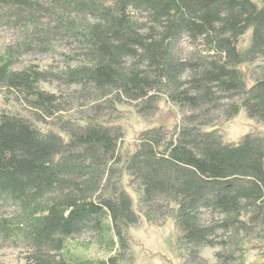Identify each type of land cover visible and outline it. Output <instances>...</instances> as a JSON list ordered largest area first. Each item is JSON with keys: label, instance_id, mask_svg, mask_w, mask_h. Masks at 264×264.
<instances>
[{"label": "trees", "instance_id": "obj_1", "mask_svg": "<svg viewBox=\"0 0 264 264\" xmlns=\"http://www.w3.org/2000/svg\"><path fill=\"white\" fill-rule=\"evenodd\" d=\"M1 20L18 33L0 49V88L28 113L0 109V205L16 209L0 219V243L24 244L25 264H126L139 216L124 175L144 216H173L189 263L220 247L214 264H245L244 245L264 238V135L225 143L220 124L243 110L264 125V0H0ZM54 37L74 46L60 73L16 68ZM51 77L77 87L68 99L90 106L85 120L67 118L63 99L39 87ZM160 98L176 108V130H143L121 158L122 128L94 116L128 103L150 120ZM49 119L59 134L39 132ZM85 232L115 255L72 253L68 243Z\"/></svg>", "mask_w": 264, "mask_h": 264}, {"label": "rangeland", "instance_id": "obj_2", "mask_svg": "<svg viewBox=\"0 0 264 264\" xmlns=\"http://www.w3.org/2000/svg\"><path fill=\"white\" fill-rule=\"evenodd\" d=\"M45 2L47 0H38ZM18 30L12 22L6 20L0 21V49L11 43L17 36ZM251 30L246 33L240 43L239 49L247 48L251 41ZM183 50H189V42L187 40L181 43ZM74 46L69 40L61 37H54L51 40L49 49L46 52H33L22 54L19 58L16 68H23L29 65H36L41 70H47L55 75L60 73L68 57L74 58ZM263 60H258L262 63ZM252 65L241 67V71L245 76L247 84L250 86L254 80L252 77ZM39 87L46 92L55 93L63 99L62 106L65 109L62 112L67 118H83L85 120L86 113L90 111V106L84 107L77 102H69L68 96L73 93L77 87L67 86L59 78L51 77L47 82L40 83ZM103 105V104H102ZM158 110L150 120H143L136 112L134 104H119L114 109L101 110L96 120L112 121L118 125L124 132L123 140L120 143V156L125 158L134 150L135 142L138 135L153 126H164L168 132L176 130V124L180 122V116L177 110L165 98H160ZM0 109H4L9 113H20L26 115L28 113L26 105L23 102H16L14 95L9 94L0 88ZM86 116V117H85ZM85 117V118H84ZM112 119V120H110ZM47 127L36 124L39 132L47 134L53 131L59 134L56 125L59 122L56 119L47 120ZM221 132L225 143H237V141L247 133H256L264 135V125H257L250 121L245 112L242 110L239 114L228 121L221 122ZM62 138L68 140L67 134H60ZM121 182L124 190L128 193L132 200V207L139 216V221L135 226H130L126 231L130 259L126 264H191L185 256V252L180 248L178 232L175 228V220L173 216L164 219L157 218V221L150 220L139 210V191L129 186L128 179L122 175ZM14 207H5L0 205V219L12 218L15 213ZM0 243V264H25V256L27 248L24 244L14 241ZM72 253H76L85 258L93 260H106L108 257L115 255V252H108L106 247L101 245L96 235L91 232H85L70 240L68 243ZM244 261L245 264H259L264 261V238L252 239L245 245ZM221 251L220 247H205L200 251V257L203 262L200 264L216 263L215 253Z\"/></svg>", "mask_w": 264, "mask_h": 264}]
</instances>
